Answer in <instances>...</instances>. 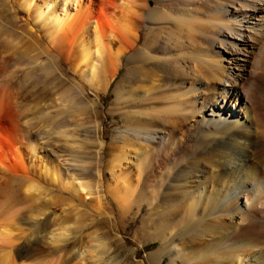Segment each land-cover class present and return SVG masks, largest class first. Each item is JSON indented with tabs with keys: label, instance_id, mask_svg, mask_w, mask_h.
<instances>
[{
	"label": "bare ground",
	"instance_id": "bare-ground-1",
	"mask_svg": "<svg viewBox=\"0 0 264 264\" xmlns=\"http://www.w3.org/2000/svg\"><path fill=\"white\" fill-rule=\"evenodd\" d=\"M15 1L54 46L77 29L70 59L94 90L124 61L131 83L122 143L106 152L97 181L125 216L142 203L160 209L150 235L159 245L141 264H161L163 255L170 264H264V0H124L119 37L87 9L90 0ZM112 36L120 40L114 49ZM13 106L0 89V118ZM43 152L29 141L27 164L0 157V171L28 174L3 183L19 179L32 198L42 174L81 199L90 195L89 181L62 177L57 157ZM10 218L0 220L1 240L11 237ZM61 224L48 231L52 243L66 235ZM94 242L93 256L111 264L109 245L97 235ZM0 264L32 263L6 249Z\"/></svg>",
	"mask_w": 264,
	"mask_h": 264
},
{
	"label": "rangeland",
	"instance_id": "rangeland-1",
	"mask_svg": "<svg viewBox=\"0 0 264 264\" xmlns=\"http://www.w3.org/2000/svg\"><path fill=\"white\" fill-rule=\"evenodd\" d=\"M123 1L90 0L86 7L104 25L114 27L119 37L126 28ZM143 3L152 6L154 0ZM76 30L69 33L67 42L54 46L33 24L24 7L14 0H0V89L12 95L15 103L0 118V157L5 156L6 163L13 166L27 164L25 146L34 142L48 158L57 157L62 177L66 174L75 181H89L92 190L81 199L41 174L34 177L40 189L33 191L36 197L30 198L24 195L19 179L3 183L5 178H23L27 173L0 171V204L5 207L1 205L0 220L9 215L12 218L8 224L12 225L11 237L0 239V251L10 249L14 257L32 264H100L102 261L93 256L96 253L91 247L97 235L109 245L111 264H141L144 255L159 245L150 237L159 226L153 221L157 206L150 208L142 203L137 215L125 216L97 181L106 152L122 143L118 135L124 134L127 111L123 89L131 80L123 59L101 90H94L81 79L69 54ZM144 33L142 30L141 35ZM117 36H112V49L119 45ZM106 67L110 68L108 63ZM97 197L102 198L99 204ZM38 208L43 210L37 212ZM60 223L68 230L60 241L52 243L48 231L57 232L55 228ZM170 263L163 255L161 264Z\"/></svg>",
	"mask_w": 264,
	"mask_h": 264
}]
</instances>
